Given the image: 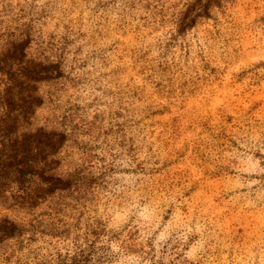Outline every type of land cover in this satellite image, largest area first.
Instances as JSON below:
<instances>
[{
	"label": "rangeland",
	"instance_id": "obj_1",
	"mask_svg": "<svg viewBox=\"0 0 264 264\" xmlns=\"http://www.w3.org/2000/svg\"><path fill=\"white\" fill-rule=\"evenodd\" d=\"M203 3L0 0V57L28 38L25 59L60 71L29 82L18 133H64L52 172L73 178L33 207L5 191L0 218L25 231L0 264L78 247L84 264H264V0Z\"/></svg>",
	"mask_w": 264,
	"mask_h": 264
},
{
	"label": "trees",
	"instance_id": "obj_2",
	"mask_svg": "<svg viewBox=\"0 0 264 264\" xmlns=\"http://www.w3.org/2000/svg\"><path fill=\"white\" fill-rule=\"evenodd\" d=\"M209 1L205 0L200 9H208ZM193 24V18L181 19L178 32ZM29 42L27 38L12 43L10 50L0 57V85L3 86L0 89V199L15 185L16 194H11V197L15 196L33 207L57 191L69 190L73 178L63 179L52 172L58 161L51 157L65 142L64 133L42 128L18 133L19 128L28 122L34 107L40 104L38 97L31 96L29 82L60 76L56 63L33 64L25 59ZM24 231L8 217L0 218V243L16 237L21 244ZM77 249L67 264H84L80 258L84 249Z\"/></svg>",
	"mask_w": 264,
	"mask_h": 264
}]
</instances>
